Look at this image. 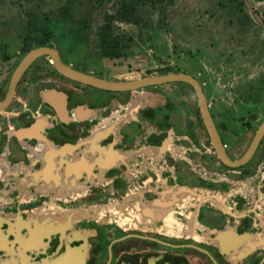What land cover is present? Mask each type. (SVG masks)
Returning <instances> with one entry per match:
<instances>
[{"label": "flooded vegetation", "instance_id": "obj_1", "mask_svg": "<svg viewBox=\"0 0 264 264\" xmlns=\"http://www.w3.org/2000/svg\"><path fill=\"white\" fill-rule=\"evenodd\" d=\"M50 46L65 65L113 82L68 63L53 43L41 47ZM21 48L24 57L35 49ZM41 57H47L55 71L32 75L44 82L37 86L35 99L13 111L5 112L11 104L0 111V194L16 200L0 216V264H264V181L251 191L238 173L227 183L203 186L189 172L117 169L127 158L117 147L131 148L117 140L116 126L101 133L97 111L86 109L81 97L116 96L137 90L135 83L113 90L94 87L63 75L53 56ZM28 111L32 114L24 117ZM35 111L45 117L32 120ZM110 114L106 120L113 119ZM220 134L233 161L243 158L254 140L236 157ZM259 146L236 167L215 152L232 170L253 163ZM23 195L33 196L30 203H19ZM123 215L132 219L125 223Z\"/></svg>", "mask_w": 264, "mask_h": 264}, {"label": "rangeland", "instance_id": "obj_2", "mask_svg": "<svg viewBox=\"0 0 264 264\" xmlns=\"http://www.w3.org/2000/svg\"><path fill=\"white\" fill-rule=\"evenodd\" d=\"M124 1L0 0V94H5L23 60L26 52L21 46L41 47L44 34L52 33V43L68 63L108 80L134 82L173 72L194 76L207 95L228 150L240 156L264 120V0H164L157 7L143 6L132 22L115 23L122 57L110 59L102 54L100 31ZM51 71L55 69L47 57L35 61L5 112L34 100L37 86L44 82L38 83L32 75ZM81 100L86 109L97 111L101 133L116 126L117 140L131 148L116 149L127 157L116 165L123 172H189L203 186L227 183L238 173L251 191L264 181V138L246 168L223 166L205 127L197 93L187 82L154 84L102 98L87 93ZM37 112L32 120L45 117ZM110 112L114 117L106 120ZM31 114L28 111L24 117ZM32 197L23 195L19 203H30ZM13 199L0 194V216L4 207L16 203ZM123 217L125 223L132 219Z\"/></svg>", "mask_w": 264, "mask_h": 264}, {"label": "water", "instance_id": "obj_3", "mask_svg": "<svg viewBox=\"0 0 264 264\" xmlns=\"http://www.w3.org/2000/svg\"><path fill=\"white\" fill-rule=\"evenodd\" d=\"M52 52H55V53H52ZM55 54H56V57H55ZM43 55H51V56H53V58L55 60L53 62L55 63L57 69L63 75H65V76H67V77H69L71 79H74L76 81L88 84V85H92V86H95V87H100V88H103V89L113 90V88H111V87L101 86L99 84L86 81L85 79H81L80 77L82 75L80 73H83L81 71H78V70L74 69L75 71H77V76H73V75H70V74L66 73L63 70V67H68V68H70V67L65 65L61 61L59 53L56 50H53L51 46L50 47H39V48L34 49L31 52H29L23 58L21 63L19 64L18 68L16 69V71H15L13 77H12V80H11V83H10V88H9V91L7 93L6 98L4 100L0 101V111L6 109L12 103L13 98L15 96L17 85L20 82V80L22 79L25 71L31 66V64L36 59H38L39 57H41ZM27 57L29 59H28L26 68L23 71H21V73L19 75H17V72H18L20 66L22 65V63L24 62V60ZM71 69H73V68H71ZM180 81L189 83L194 88V90L196 91L197 96H198V100H199V106H200L201 114H202V117L204 119L205 126H206V128H207V130L209 132L211 141H212V143H213V145L215 147V151L217 152V154L220 157V159L224 163H226L227 165H229L231 167H236V166L242 165L245 162H247L253 156V154L255 153L257 147L259 146L261 140L264 137V121L262 122V124L258 128V130H257V132L255 134L254 140H253L251 146L249 147L248 151L244 155V157L241 158L240 160H234L233 161L229 157V155H228V153H227V151H226V149L224 147L220 131H219L218 127L216 126V123H215V121L213 119V116L211 114V111H210V108H209V104H208V101H207V98H206V95H205V91H204L202 85L200 84V82L195 77H193L192 75L184 73V72H173V73H167V74H164V75L148 77V78L141 79L139 81H134V82H119L118 81L116 84L135 83V86H136L135 89H137V88H141V87L149 86V85H154V84H163V83L180 82ZM113 82H116V81H113ZM11 92H12V94H11Z\"/></svg>", "mask_w": 264, "mask_h": 264}, {"label": "trees", "instance_id": "obj_4", "mask_svg": "<svg viewBox=\"0 0 264 264\" xmlns=\"http://www.w3.org/2000/svg\"><path fill=\"white\" fill-rule=\"evenodd\" d=\"M164 0H125L119 11L108 15L107 23L100 31L101 51L104 57L116 59L122 57V38L121 35L114 29L116 22H132L143 6L150 5L157 7ZM44 34V37L39 42V45L45 46L52 43L53 35Z\"/></svg>", "mask_w": 264, "mask_h": 264}, {"label": "bare ground", "instance_id": "obj_5", "mask_svg": "<svg viewBox=\"0 0 264 264\" xmlns=\"http://www.w3.org/2000/svg\"><path fill=\"white\" fill-rule=\"evenodd\" d=\"M36 52V51H35ZM56 57V56H55ZM28 57L24 60V62L22 63V65L20 66L18 72H17V75H19L21 73V71H23L26 66H27V62H28ZM53 61H55L53 59ZM63 70L70 74V75H73V76H77V71H75L74 69H71L68 68V67H63ZM82 76L80 77L81 79H85L86 81H89V82H92V83H96V84H99L101 86H106V87H111L113 89H116V88H120L121 84H116L115 82H109V81H106V80H103V79H99L95 76H92V75H88V74H85V73H80ZM12 94V92H11ZM150 264H156L155 262H151Z\"/></svg>", "mask_w": 264, "mask_h": 264}]
</instances>
